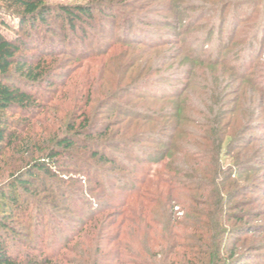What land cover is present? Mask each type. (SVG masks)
<instances>
[{"label": "rangeland", "instance_id": "obj_1", "mask_svg": "<svg viewBox=\"0 0 264 264\" xmlns=\"http://www.w3.org/2000/svg\"><path fill=\"white\" fill-rule=\"evenodd\" d=\"M96 1L106 0H47L51 5H86ZM112 1L115 4L104 8L112 18L106 19L96 12L92 24L86 26L90 35L86 39L71 35L67 43L64 35L68 32L53 38L47 34L52 41L47 47L53 46L57 52L54 58L46 57V62L54 69V86L46 91L47 99L41 104L45 115L38 117L45 116L44 125L56 127L66 123L72 110L83 107L84 103L87 108L104 105L101 110L105 112L116 111L117 103L121 107L149 103L161 110L163 104H168L170 98L185 89L178 98L184 116L179 123L180 134L176 133L168 153L165 152L168 132L159 137L160 144H140L138 160L128 161L131 169L115 173L113 178L109 177L111 174L99 178L107 185L100 186L95 179L79 183L78 177H86L84 173L74 164L65 163L59 170L61 179L57 181L61 187L70 188L78 197L80 193L97 196L103 203L100 205L97 201L93 205V201L86 204L85 200H72L63 209L44 206L45 215L32 212L29 207L18 213L17 220H8L18 235L16 245L21 251L38 256L60 249V264H133L132 258L137 253H145V246L157 253L156 264H186L185 255L191 249L185 250L184 246L192 244L202 253L197 257L202 258L212 237L207 240L208 229L214 233L212 230L225 222L219 213L222 201L215 192L208 198L197 191L187 192L180 188L177 179L186 180L187 172L186 176L181 175L182 169L198 163L187 159L181 147L183 150V143L196 142L193 133L210 131L201 126L199 110H203L206 98L213 97L218 86V90L223 91L225 108L234 107L227 118L231 116V123L240 128L236 129L237 139H248V136L254 139L252 146L241 152L246 159L254 161V170L235 184L238 191L232 201L233 210L226 206L232 220L226 221V225H261L262 231L236 230V233L233 229L225 235H229V242L234 239L238 245V264H264V170L255 163L264 162V127L246 131L248 125H264V115L256 118L255 112L260 105L256 99L264 95V80L259 78L264 75V8L253 6V0ZM225 1L230 6L236 2L251 5L223 10ZM7 21L16 27L15 20ZM23 51L37 59L43 50L31 46ZM191 65L196 68L193 84L187 89L186 77ZM204 92L207 96H203ZM164 95V99H159ZM232 99H237V103L231 105ZM120 126L115 125L113 129ZM128 127V135L146 129L135 123ZM209 134L210 144H215L216 133ZM226 142L228 139L224 146ZM122 155L123 158L134 157L133 154ZM14 157L16 160L21 156ZM15 160L7 157L0 165V175L12 169ZM222 162L227 164L231 160L222 159ZM197 174L198 171L192 179ZM117 177L120 185L114 187L112 179ZM139 181L143 183L138 184ZM133 187H140L139 195L146 192L144 198H128L132 196ZM108 188L114 197H110ZM174 195L179 197L177 202L164 206L166 199ZM153 197L160 198L159 203H150ZM140 201L145 203L144 208L140 207ZM236 215L243 221H235ZM90 216H93L91 221ZM97 245L104 248L95 255ZM202 259L204 263L207 261L205 256Z\"/></svg>", "mask_w": 264, "mask_h": 264}, {"label": "trees", "instance_id": "obj_2", "mask_svg": "<svg viewBox=\"0 0 264 264\" xmlns=\"http://www.w3.org/2000/svg\"><path fill=\"white\" fill-rule=\"evenodd\" d=\"M251 2L253 6L262 5L264 8V0ZM112 4H115L112 0L102 3L96 1L86 5H51L47 0H0V165L6 162L7 157L15 160V155L21 156L14 161L12 169L0 175L2 177L0 180V264H60V249L48 252V255L43 251L45 255L39 256L21 251V247L16 245L19 241L18 235H15L14 227L8 223V220H17L18 213L27 211L29 207L33 209L32 212L45 215L47 211L45 207L52 206L55 210L63 209L65 204L72 200H85L86 204L93 201L94 205L98 201L97 196L89 197L80 193L81 197H78L72 194L70 188L61 187L57 182L61 179L59 170L66 165L65 163L74 164L80 172L84 173L83 176L86 177H78L79 183L95 179L99 181L100 186L104 183L107 185L99 178L102 179L109 174H111L109 177L113 178L115 173L131 169L128 161L131 158L133 161L138 160L141 154L139 153L140 144L144 142H149V145L150 143L160 144L159 137L165 136L168 132L166 136L169 142L165 145L167 146L165 152L168 153L172 150L176 133L180 134L179 123L184 116L178 98L185 89L170 98L168 104H163L164 108L161 110L149 103L123 107L117 103L116 111L111 109L105 112L101 110L104 105L87 108L84 103L83 107L79 106L72 110L66 123L56 127L44 125L42 119L46 118L45 116L41 119L38 117L39 114L45 115L41 104L47 99L46 91L54 86V69L48 65L46 57L54 58L57 52L53 46L48 48L52 41L48 39L47 34L53 38L61 32H68L64 35L67 43L71 35L84 40L89 35L86 32V26L92 24L96 18V12L106 19L112 18L111 13L104 11V8ZM246 5L251 4L236 2L230 6L225 1L222 8L231 10L243 8ZM7 19L15 20L16 27L9 24ZM31 46L43 50L40 58L34 59L32 53L23 51ZM45 54L47 56L44 57ZM254 67L251 68L254 69ZM189 68L186 77L187 89L193 84V71L196 66L191 65ZM261 76L259 78L264 80V75ZM218 89L217 86L213 92L214 96L206 98L203 110H199L201 126L207 127L210 131L193 133L196 142L193 144L188 141L182 144L183 150L181 147V153L187 156V159L198 161V163H193L196 166L193 165L191 168L187 166V170L182 169L181 175L187 172V178L186 180L178 178L177 181L181 183V189L187 192H200L204 198L211 197L215 192L222 201L219 213L225 222L222 226L218 225L215 230L213 229L214 233L210 232L211 228L208 229L210 236L207 240L212 237L205 246L206 251L201 255L202 258L205 256L207 260L205 263L202 258L197 257L198 253H201L199 248L193 244L184 246L185 250L191 249L190 252L186 251L189 255L187 256V253L185 255L186 258L188 257L186 264H196L195 262L238 264L240 262L236 257L238 245L234 243V239L229 242V235L225 234L233 229L236 233L237 231L244 233V230L251 233L260 231L261 228V225L247 226L248 224H245L236 227L226 225V221L232 220L226 206H229V210H233L235 203L232 201L236 198L238 191V186L235 184L239 178L254 170V161L250 158L246 159L241 154L252 146L254 139H249L250 136H248L249 140L237 139L239 133L236 129L240 130V128L231 123V116L227 118L228 114L233 113L234 107L225 108L226 103L222 100L223 94L221 95L223 91ZM206 94L207 92H204L203 96ZM164 97L165 95L159 99L162 100ZM256 100L260 104L255 111L256 118H260L264 115V95ZM105 103L107 104L106 101ZM229 103L233 105L237 103V99H232ZM132 123L146 126V129L143 132L128 135V125ZM115 125L124 126L113 129ZM260 127L264 125L261 123L248 125L246 131ZM228 130L232 133H226ZM210 132L216 133L213 145L210 144L212 141ZM225 139H228V142L224 146ZM121 154L131 156L133 154L134 157L123 158ZM174 154H170L171 157ZM222 159H229L231 162L224 164ZM255 163L258 164L259 169L264 170V162L256 161ZM196 171L199 174L192 179L196 176ZM112 181H114L112 183L114 187H117L121 180L117 177ZM139 183L142 184L143 181ZM139 189L140 187H133V192L130 194L132 196L128 198L135 199L137 196L138 199L144 198L146 192L139 195L141 193ZM108 190L110 197H114L112 191L109 188ZM178 198L176 195L168 197L164 206H169ZM159 199L156 200V197H153L150 203L157 204ZM100 202L102 201H98V204L101 205L103 202ZM120 204L123 206L124 203H117L119 206ZM144 204L140 201L141 208H144ZM210 215L208 214L209 217ZM92 218L93 216H90L88 220L91 221ZM234 219L237 222L243 221V218L238 216ZM145 247V253H137L132 258L133 264H154L157 261V253L153 252L150 246ZM103 248L97 245L95 255H98ZM255 250L258 249L252 251Z\"/></svg>", "mask_w": 264, "mask_h": 264}]
</instances>
